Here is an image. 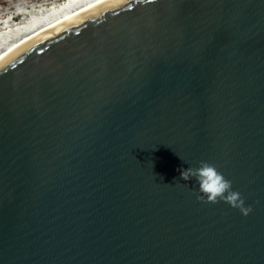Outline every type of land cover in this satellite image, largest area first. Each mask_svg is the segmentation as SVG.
I'll return each instance as SVG.
<instances>
[{"label": "water", "instance_id": "1", "mask_svg": "<svg viewBox=\"0 0 264 264\" xmlns=\"http://www.w3.org/2000/svg\"><path fill=\"white\" fill-rule=\"evenodd\" d=\"M0 264H264V0H104L1 58Z\"/></svg>", "mask_w": 264, "mask_h": 264}, {"label": "bare ground", "instance_id": "2", "mask_svg": "<svg viewBox=\"0 0 264 264\" xmlns=\"http://www.w3.org/2000/svg\"><path fill=\"white\" fill-rule=\"evenodd\" d=\"M102 1L104 0H55L33 9L21 7L19 11L28 15L20 22H14L12 15L3 19L0 59L33 35Z\"/></svg>", "mask_w": 264, "mask_h": 264}, {"label": "clouds", "instance_id": "3", "mask_svg": "<svg viewBox=\"0 0 264 264\" xmlns=\"http://www.w3.org/2000/svg\"><path fill=\"white\" fill-rule=\"evenodd\" d=\"M181 179L185 181L195 180L198 184V199L210 203L224 201L234 208H238L247 216L252 211L251 205H245L242 193L232 189V181L227 179L219 171L216 164L201 160L198 167L181 169Z\"/></svg>", "mask_w": 264, "mask_h": 264}, {"label": "rangeland", "instance_id": "4", "mask_svg": "<svg viewBox=\"0 0 264 264\" xmlns=\"http://www.w3.org/2000/svg\"><path fill=\"white\" fill-rule=\"evenodd\" d=\"M55 0H0V32L4 25L3 19L9 15L13 16L14 22H20L28 13L19 11L21 7L33 9L42 4L48 5ZM15 19V20H14Z\"/></svg>", "mask_w": 264, "mask_h": 264}]
</instances>
